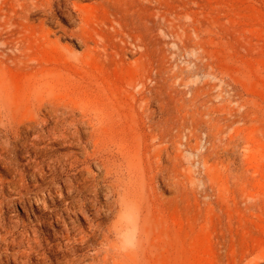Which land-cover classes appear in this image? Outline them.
<instances>
[{
    "label": "rangeland",
    "instance_id": "1",
    "mask_svg": "<svg viewBox=\"0 0 264 264\" xmlns=\"http://www.w3.org/2000/svg\"><path fill=\"white\" fill-rule=\"evenodd\" d=\"M77 2L0 0V177L34 204L75 185L58 209L79 228L41 257L264 264V0ZM86 193L96 232L65 211Z\"/></svg>",
    "mask_w": 264,
    "mask_h": 264
},
{
    "label": "bare ground",
    "instance_id": "2",
    "mask_svg": "<svg viewBox=\"0 0 264 264\" xmlns=\"http://www.w3.org/2000/svg\"><path fill=\"white\" fill-rule=\"evenodd\" d=\"M64 1H72V0H64ZM73 1H74L73 5L75 6L74 9L80 12L81 9H79L77 0H73ZM58 4H59L58 8L60 9L62 2L59 1ZM50 11L49 14L52 15ZM10 142L11 141L8 138V136L0 135V160H3L5 162L7 168H11L15 165L14 159L7 156L11 146ZM38 156L39 154L38 155L36 154V157ZM52 162H53L52 160H49L47 166L51 167L50 165L52 164ZM41 166L42 168H44L43 165ZM33 167L36 166L34 165ZM23 169L25 170V168ZM38 173H40V171ZM32 175L34 177H31V180L33 179L34 181H36L40 186L38 180L39 178L35 177L34 174ZM26 178L27 177H22V179H18V177H13L8 180L3 177H0V264H12L11 259H13V262L15 264H47L52 260H50V257L46 255L44 256L42 255L43 257H41V254L39 252V250L44 249L43 242L48 241V243L52 244V246L59 247V249L62 250V244L58 241L66 240V239L69 240L72 234L79 228L76 221L71 222V226L67 224L63 211L58 209V205H59L58 202L61 203V201H66V199L70 200L72 194L75 192V185L72 180H69L68 182L65 183L64 187L67 188L68 190L67 195L63 194L64 187L62 186H58L57 189L54 188L56 191H54L49 185L47 186L48 188L46 189L48 190L49 195L52 199L51 203L44 194L45 190L38 187L39 189L34 191L35 194V198L33 197L35 201L34 204L32 199L29 197V194L25 193L26 190H28L29 188L28 186L29 183L27 184L25 183L27 181ZM19 180H22L21 183L22 187H19ZM93 180L95 182L96 189L98 190L100 188L99 177H93ZM5 183L8 184L7 193L5 189L7 186L5 187ZM110 194H112V191H110ZM14 195L15 197H13ZM97 196H98L97 193L94 195L91 193H86L84 194L83 198H79L75 202H66L65 204V211L69 213V215L71 216V220L72 217L74 216L76 217L78 214L76 212H72L71 210H74L75 208L78 207L80 212L88 220L91 230L93 232H96L102 226L100 220L104 218L102 215V213H104L103 209L98 208L95 205L96 211L94 212V215L90 217L85 212L84 208L87 201L95 203L97 200ZM34 205H36L37 208H35ZM16 207H20L24 211L25 217L21 219L18 216V219L13 222L12 220L6 217L5 210L7 208L12 212L15 211ZM54 224L62 226L63 229L61 231H57L56 229H54ZM50 229H53V234L50 232ZM17 233L18 236H16ZM25 243L27 244L29 250L26 251L16 250V249H21ZM68 244H65L67 246L66 248H68ZM12 251L14 252L12 253ZM33 253H37L38 255L37 259L42 261H37V263L34 262L33 260L35 257L33 256ZM71 254L77 256L76 249H74L71 252ZM81 260L82 259L69 260L68 254L64 253L63 260L58 259L56 263L80 264ZM51 264H54V262L53 263L51 262Z\"/></svg>",
    "mask_w": 264,
    "mask_h": 264
}]
</instances>
